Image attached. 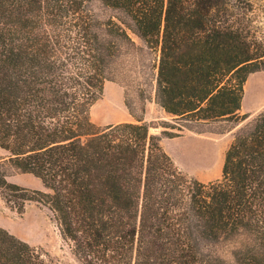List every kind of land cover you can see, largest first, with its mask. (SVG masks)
<instances>
[{
	"label": "trees",
	"instance_id": "obj_1",
	"mask_svg": "<svg viewBox=\"0 0 264 264\" xmlns=\"http://www.w3.org/2000/svg\"><path fill=\"white\" fill-rule=\"evenodd\" d=\"M237 9L235 0H0L5 207H46L81 264H224L216 253L231 244L234 264H264V110L235 132L208 183L182 174L145 123L90 119L105 84L124 75L119 63L147 52L155 103L173 122L247 121L244 84L264 73V48ZM162 128L174 139L182 134L168 129L188 126ZM7 170L43 190L10 183ZM0 264L55 263L0 227Z\"/></svg>",
	"mask_w": 264,
	"mask_h": 264
},
{
	"label": "rangeland",
	"instance_id": "obj_2",
	"mask_svg": "<svg viewBox=\"0 0 264 264\" xmlns=\"http://www.w3.org/2000/svg\"><path fill=\"white\" fill-rule=\"evenodd\" d=\"M235 5L239 8L237 20L251 28L264 48V0H235ZM93 11L102 21L110 15L97 2ZM131 37L137 46H141L134 36ZM152 60L153 55L147 52L125 56L118 67L122 70L126 66L125 73L119 77V82L105 84L102 97L90 111L92 123L99 128L119 123H145L151 134L161 137V147L186 177L201 183L220 179L224 155L235 132L264 110V73L251 74L246 79L240 114H248L250 118L238 126L234 120L202 124L173 122L155 103ZM142 91L147 99L145 102L140 96ZM164 122L176 128L188 126V129L181 133L168 129V132L182 134L179 138L168 139L162 134ZM5 157L6 153L0 149V160ZM7 171L10 183L30 190H43L35 177ZM0 227L29 245L42 248L55 264H81L62 240L52 213L40 204L28 203L24 213L18 215L6 208L0 198ZM238 246H221L216 254L224 264H234L232 254Z\"/></svg>",
	"mask_w": 264,
	"mask_h": 264
},
{
	"label": "crops",
	"instance_id": "obj_3",
	"mask_svg": "<svg viewBox=\"0 0 264 264\" xmlns=\"http://www.w3.org/2000/svg\"><path fill=\"white\" fill-rule=\"evenodd\" d=\"M161 142H162V140H161ZM161 142H160V143H161ZM32 189H33V188H32Z\"/></svg>",
	"mask_w": 264,
	"mask_h": 264
}]
</instances>
